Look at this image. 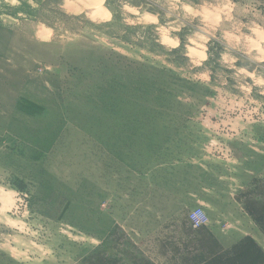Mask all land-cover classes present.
Segmentation results:
<instances>
[{
  "label": "rangeland",
  "instance_id": "obj_1",
  "mask_svg": "<svg viewBox=\"0 0 264 264\" xmlns=\"http://www.w3.org/2000/svg\"><path fill=\"white\" fill-rule=\"evenodd\" d=\"M0 264H264V0H0Z\"/></svg>",
  "mask_w": 264,
  "mask_h": 264
},
{
  "label": "built area",
  "instance_id": "obj_2",
  "mask_svg": "<svg viewBox=\"0 0 264 264\" xmlns=\"http://www.w3.org/2000/svg\"><path fill=\"white\" fill-rule=\"evenodd\" d=\"M192 225L199 229L207 225V216L201 210H195L192 214Z\"/></svg>",
  "mask_w": 264,
  "mask_h": 264
}]
</instances>
